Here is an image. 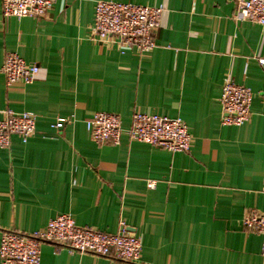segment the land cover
<instances>
[{
  "label": "crops",
  "instance_id": "obj_1",
  "mask_svg": "<svg viewBox=\"0 0 264 264\" xmlns=\"http://www.w3.org/2000/svg\"><path fill=\"white\" fill-rule=\"evenodd\" d=\"M96 1L56 0L38 18H4L0 1V68L7 52L39 67L34 82L11 87L0 71V110L35 116L27 141L12 135L0 148V236L69 213L108 233L124 222L141 241L139 260L46 242L40 264H261L263 238L242 218L264 208V28L236 20L230 0H117L164 8L156 46L120 53L91 39ZM226 77L252 92L238 126L221 124ZM96 111L117 113L123 128L134 112L179 116L190 150L125 133L97 144L84 123ZM57 118L68 121L55 129Z\"/></svg>",
  "mask_w": 264,
  "mask_h": 264
},
{
  "label": "built area",
  "instance_id": "obj_2",
  "mask_svg": "<svg viewBox=\"0 0 264 264\" xmlns=\"http://www.w3.org/2000/svg\"><path fill=\"white\" fill-rule=\"evenodd\" d=\"M1 13L7 17H42L52 9L56 0H0ZM235 7L236 20H249L264 28V0H230ZM163 6H151L117 0H97L94 6L91 39L95 42L115 45L120 53L134 48L139 52L156 46L154 33L161 24ZM257 62L264 66V57L257 56ZM0 71L5 84L11 87L17 83L34 82L39 71L37 64L26 62L15 52L4 55ZM221 124L241 125L250 118L252 92L249 87L235 83L226 77L220 94ZM0 148L10 145L12 135L23 142L35 131V116L31 112H14L10 108L0 110ZM57 118L51 126L62 128L67 122ZM86 130L97 144H119L123 133L129 140H136L170 152L190 150L191 136L185 121L161 114L134 112L127 128L121 125L117 113L96 111L85 121ZM155 182H148L153 188ZM264 192V188H263ZM246 230L254 231L263 238L260 250L261 264H264V208L248 211L242 218ZM53 243L70 253H90L126 263L139 260L142 244L140 239L127 231L124 222L119 230L108 233L88 226H79L69 213L50 218L44 227L31 232L3 230L0 236V264H40L41 245Z\"/></svg>",
  "mask_w": 264,
  "mask_h": 264
}]
</instances>
